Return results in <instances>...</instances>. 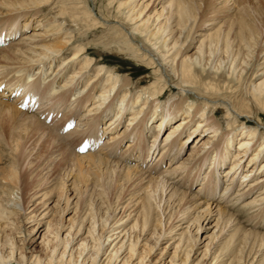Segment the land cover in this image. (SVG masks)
I'll return each instance as SVG.
<instances>
[{"label": "bare ground", "instance_id": "6f19581e", "mask_svg": "<svg viewBox=\"0 0 264 264\" xmlns=\"http://www.w3.org/2000/svg\"><path fill=\"white\" fill-rule=\"evenodd\" d=\"M54 1L56 0H0V76L5 77L12 74L14 79L12 85L8 86L9 83L3 81L5 78H0V89L1 83H5L1 90L2 93H0V111H5L14 118L21 114L17 106L22 107L24 105L30 109L35 107L36 114L40 118L35 117L34 120V116L27 115L22 118L19 126L20 128L23 127L22 132L28 138V142H35V149L37 146L44 148L47 153L49 152L51 160L68 161L69 159V167L74 170L76 169L74 167L77 166V172L80 175L83 173L80 167L83 164L80 163L92 164L98 166L96 167L98 170L102 167L104 171L108 170L112 174L121 175L125 182H131V186L139 187L142 198L138 203L141 202L142 204L140 216L144 220V225L152 212L150 201L153 196L159 195L161 198L164 196L167 197L165 198L166 203L170 204L171 207L176 206L182 209L183 215L195 213L194 221L191 220L192 223H195L193 233L195 238L190 249L195 246L200 231H212L208 237H212L216 241L223 236L231 242H235L234 240L241 239L238 236L242 234L247 239H258L257 253L262 248L263 252L260 254L264 256V234L257 233L256 230L253 232L240 228L231 210L229 211L239 201L248 198L249 200L247 199V202L240 206L241 209L248 207L252 210V212L247 211L253 216L247 217L246 223L255 229L261 227V220L258 221V219L264 215V125L262 124L264 115V68L256 76L253 73V78L245 90L244 98L232 102L222 92L226 90L230 92L233 88H226L216 73L211 76L213 82L208 84H202L200 77H196V68L200 70L201 74H205L203 59L207 53V48V55L213 54L212 40L206 47L203 39L196 50V54L184 56L177 64L179 73L176 74L172 70V74L178 78L176 89L179 91L181 99L176 105H162L158 102V95L162 93V87H159V84L164 78L157 77L147 88L134 91L135 87L128 79L121 78L113 70L98 62H93L87 55L84 45L74 41V35L66 29L67 22L78 25L80 21L78 15L80 14L86 23L82 31L90 34L94 27L101 28L109 22L105 16L101 17L99 22L89 11H87L88 13L81 12L83 8L77 1L65 0V3L62 2L59 5L58 2ZM68 1L71 3L68 4ZM197 1L199 0H170L165 5V0H105L107 6H117L116 9L122 15V19L120 22L114 21L118 24H116L117 26L107 28L109 32L114 31L113 34L110 32V36L105 37V33H103L101 36L102 38L105 37L109 43L123 38L125 42L122 43L128 57L142 59V55H145L143 57L148 58L151 62L149 65L155 69L157 66L162 68L166 64L171 66L175 62L168 59L167 54L173 51L178 44V40L174 39V34L179 28V36L182 34L184 26L191 19L190 6L195 5ZM254 1L257 3H254L253 6L247 4V0H218L216 5L220 3L223 8L227 7L226 11L234 10L237 12L236 20L241 22L237 24L240 25V28L242 25L245 30L249 12L258 15L261 13L260 0H253L252 2ZM174 3H177L175 13L172 10ZM155 7L159 8L160 12H157ZM45 10L48 11L47 14ZM135 11H137V15L134 13ZM147 11L152 12V17L155 18L154 24L150 25L151 16L143 14ZM161 19H164V23L167 25L169 22L173 23L172 27H174L169 32L168 37L165 38L162 37L164 24H160ZM213 20L207 26H213ZM123 23L132 24L129 26V30L127 29L128 33L124 34L122 31L125 28ZM232 26L234 27V25ZM28 30H31L29 34L26 32ZM93 34L95 33L93 32ZM134 36L141 38L145 45L155 52L156 57L142 47H140L141 53H133L135 49L134 43L132 44ZM244 37L240 38V44L236 46V55L232 58L229 66L230 71L227 74L235 81H238L243 74L248 58L246 54V57L243 56L245 57L244 61L237 64L236 59L242 51L240 46L248 47L251 45V43H245ZM237 43L239 42L237 41ZM4 44H8V46L3 47ZM160 47L166 51L165 55H160L161 53L158 51ZM136 49L139 50L137 47ZM214 51L218 52V47ZM225 51L228 52L227 47H225ZM65 52H70L66 58H64ZM148 55L149 57L151 55L155 60L149 58ZM58 63L60 65L55 70H50L47 74L43 72L45 68L54 69ZM32 69H39V73L35 74ZM95 69L96 72L94 73ZM41 75L44 76L41 77ZM33 76L36 77L32 78ZM260 77H263L262 80ZM61 78L62 81L59 80ZM38 82L40 83L38 84ZM208 85L211 87L209 88ZM94 90H96L95 93ZM12 91H17V96L12 100L13 103L5 102L4 98L14 96ZM189 92L192 95L195 94L194 99L198 103V107L194 105V102H187L190 98L186 94ZM45 94L46 97H44ZM92 100L93 102L90 103ZM117 103L118 106H116ZM66 109L73 112L77 121L72 132L59 137L52 130L58 131L57 125L60 121L57 119V113ZM213 109H220L219 111L223 112V124L216 121L215 114H212ZM54 111L55 113H53ZM253 111L256 112L257 117L253 116ZM110 112H114V118L109 119L99 128V121H103L104 116ZM125 115H127L126 125L117 132V128ZM48 118H51V122L48 121ZM177 119L179 120L172 128L166 130L162 135V141L160 140L161 143H159V140L157 141L159 134ZM249 119L254 120L255 126L246 125L245 121ZM152 124L154 127L151 128ZM222 125H225L224 131ZM156 131L159 132L158 136L155 134ZM19 133L21 132L19 131ZM147 133L148 135L151 134V139H148L147 143L144 144L148 138ZM70 135L79 137V139L88 136L89 143L100 135L109 136L104 138V146L97 150L101 155L87 153L78 156L72 154L62 143L64 138L67 139ZM101 136L98 139H101ZM129 139L131 140L129 141ZM123 140H128L127 150H125L130 153L127 157L128 161L136 160V165L120 163L118 162L120 157L117 158L118 161L102 157V155H106L107 158H116L115 150ZM234 142H236L234 152H231ZM257 144L258 147L253 150ZM189 145L192 151L188 157L176 164L175 161L180 152L188 148ZM135 152H137V156L133 155ZM144 153L146 156L143 155ZM153 155H155V163L151 164L153 167L150 165L145 169H140L144 167L137 166L139 164L144 165L146 160L151 159ZM230 156L231 160L228 161ZM203 158L210 159L201 161L200 159ZM166 159L168 161L166 167L158 174L154 170V165L156 163L161 164ZM260 160L257 169L256 163H259ZM205 161H207L206 166H204ZM228 163H230L229 167L221 174L219 168L227 166ZM243 167L249 170L243 173L241 183L236 186L238 173L243 170ZM203 168L204 172L201 173ZM186 171L187 173H185ZM199 174H203L205 178H201V186L196 192H203L202 196L205 199L199 194L189 195V193L178 191L179 188H183V184L184 186H192L193 181L197 182ZM255 176L258 177L255 178ZM189 177L191 179L187 181ZM0 181L3 183L1 188L10 189H3L1 194L0 221L4 226L0 228V264H133L135 260L137 262L134 264H159L156 260L150 262L145 255L141 256L140 259L134 258L140 236L134 234L135 229H137V220L125 229L128 215L124 217L125 219H118L115 222L106 220L98 232L95 230L97 223L95 219H92L87 233L91 243L84 239L75 248H73V241L78 231L74 233L73 225L70 226L64 241L60 240L57 234L53 240H49L44 234L41 238V244L46 256L42 257L35 252L29 254L23 251L16 245L17 242L7 238L8 235L2 241L1 236L4 235V229H11L12 232L14 230L12 227L14 224L8 222L10 220L8 217L24 215V223H31L38 217L39 213L36 215L35 212L41 207V203L39 201L34 206L28 205V203L24 204L21 195L22 190L31 191L33 186L29 182H25L14 167ZM184 181L189 184L187 182L182 183ZM218 186L221 189L216 197ZM13 190L20 192L18 193L19 196L14 197L15 191L12 192ZM199 198L201 199L199 200ZM45 216L46 214H42L39 220L44 219ZM179 227L180 225H177L173 229L175 231L183 229ZM184 229L191 233L189 226ZM192 230L194 229L192 228ZM27 232L29 238L36 234L38 229L35 230L33 227ZM182 233L173 234V237L178 236V239L174 247V254L168 264L189 263V253L179 263L174 259L175 251L182 244ZM22 241H25V238ZM61 241L63 242L62 246ZM111 242H113L111 250L101 259V256L106 254L105 245ZM246 242L245 244L249 247L255 245L254 241ZM32 243H35L33 239L30 245ZM122 254L124 255L120 258ZM199 261L200 259L195 264H199Z\"/></svg>", "mask_w": 264, "mask_h": 264}, {"label": "rangeland", "instance_id": "374dc122", "mask_svg": "<svg viewBox=\"0 0 264 264\" xmlns=\"http://www.w3.org/2000/svg\"><path fill=\"white\" fill-rule=\"evenodd\" d=\"M70 1L71 2L77 1L78 3H80L81 7L83 8L81 12L88 13L87 11H89L91 15H93L95 18L98 19L99 22H100V18L104 16L109 21L106 23L107 25L105 24L101 28L94 27L92 30L95 34H93V32L91 31L90 34H86L85 32L82 31L83 26L86 25V23L84 22V17H82L79 14L78 16L80 21L78 22V25H75L74 23L70 24V22H67L66 24L67 27L66 29L68 30V32L74 35V41H77L79 42V44L82 43L84 45L87 55L92 59L93 62H98L102 64V66H105L106 68L113 70L114 73H117L118 76H120L121 78L124 77L128 79V81H130L134 85L135 87L134 91H137L138 89L141 90L142 88H147L150 85V83H153L157 79V77L164 78L163 81H161L160 83L161 85L159 84V87H162V93L158 95V99H159L158 102L161 103L162 105L164 104L166 106L170 104L176 105V103H178L179 100L181 99L179 91L176 89V86L178 84L177 81L178 78L176 77V75L174 76V74H172V70L173 72L178 74L179 68L177 64L184 58V56H188V55L190 56L191 54L192 55L196 54L197 52L196 50L203 39H204V46L206 47L209 46V42L210 40H212L211 48L213 54L207 55L208 54V48H207L206 50L207 53L203 59V65L205 64L203 70L205 74H201L200 70L196 68L195 69L196 77L197 76L200 77V82L202 84L204 83L208 84L213 82L211 76L215 75L216 73L217 77H220L219 80L222 82V84H225L226 88L227 87L233 88V90L230 92L227 90L222 92V94L224 93V95H227L232 102L239 101L242 98H244L245 90L247 89L250 81L252 80L253 75L254 74H255L254 76L258 75L259 73L262 72L261 70H263L264 68V62H263L264 61V0L259 1V3H261L262 5L261 13L259 15L257 13L249 12V18L247 20L246 23L247 27H245V30L243 29L244 27L242 25H241L242 28L241 29L240 25L237 24V23H241L239 20H236V17L238 16L236 15L237 12H235L234 10L226 11L225 9H227V7L223 8V6H221L220 3H219L220 5L219 4L216 5L218 0H199L195 2V5L190 6L191 19L189 22H187L186 26H184L185 28H183L184 30L181 32L182 34L179 36L180 28L179 30L177 29L176 30L177 33L174 34V39L178 40V44L176 45V48L167 54L168 59H171L172 62L174 61L175 63L171 65L172 67L170 66V64L169 65L166 64V66L163 65L164 68L163 67L158 68L157 66L158 63L157 61H155V63H157L155 65L157 66L158 69L157 68L155 69L154 67L149 65V63L151 62L149 61L148 58L143 57L145 55H142V59L128 57L127 54L125 53V46L122 43L125 42L123 38H119L117 41H114L113 43H109L105 38L106 36H110V32L111 34H113L114 32V31L109 32L107 28L112 26H117L118 24L114 21L120 22L122 19L121 18L122 15L118 13V10L116 9L117 6L114 7L107 6L105 0H70ZM70 1H68L67 3L70 4L71 3ZM169 1L170 0H165L164 4L166 5ZM247 1H248L247 4H250L251 6H253L254 3H257L255 1L252 2L253 0L252 1L247 0ZM54 2H58L59 5L62 2L65 3V0H56ZM176 6L177 3H174V6L172 8L174 13L176 11L175 10ZM156 9L157 12H160L159 8ZM45 11H46L45 13L47 14L48 11L47 10ZM149 11L143 14L144 15L147 14L148 16H151L150 18V25H151L155 23L154 21L155 18L152 17V12ZM134 13L137 15V11H135ZM142 16L141 18H143ZM212 20H213L212 23H214V25L207 26V24H210L211 23L210 21ZM160 21H161L160 24H164L163 25L164 34H162V37L164 38L168 37L169 32L174 29V27H172L173 23L171 24V22H169V24L167 25L164 23L165 22L164 19H161ZM122 25L123 27L126 28V29L121 28L125 34L128 33L127 29L129 30V26L132 24L127 25L126 23H123ZM232 25H234V27ZM229 27L231 28V31ZM30 31L31 30L26 31L27 34H29ZM103 33H105L104 38H102L101 36ZM242 36L243 37L245 36L244 37L245 43L246 44L251 43V45L248 46L249 48L245 47V45L240 46L242 47V51L239 54V57H237L236 59L237 64L244 61L246 54L248 55V58H247V64H245L244 66L243 74L239 79L240 81L239 80L235 81L231 77H228L227 74L230 71L229 66L231 65L232 58L235 57L236 55V50H235L236 46L240 44V38ZM134 37L135 38L132 41V44L134 43L133 47L135 48L133 50V53L135 54H137L136 52L141 53L142 49L140 47H142L143 49L148 50L150 54H152L153 56L155 55V52L151 48L146 46L141 38L136 36ZM237 41L239 43H237ZM6 46H8V44L3 45V47ZM136 47L139 48L140 51L137 50ZM216 47H218V52L214 51ZM225 47L228 48V52L225 51ZM158 51L161 53L160 55L166 54V51H164L163 48L161 47ZM69 54L70 52H65L64 58L68 57ZM154 57H156V55ZM149 58L155 60L151 55ZM59 63L56 64L54 69L52 68L50 69V67L49 69L45 68L43 72L47 74V72H49L50 70H55L56 67L60 65ZM207 67L212 72L213 71L214 72L213 73L209 72L210 70ZM32 71L35 74L39 73V69L38 70L32 69ZM95 72L96 69L94 73ZM43 76L44 75H41V77ZM1 77L2 75L0 76V78ZM7 77H9L10 79ZM35 77L36 76H33L32 78ZM2 78L3 79L5 78L3 80L4 82L7 81V83H9L8 86H11L12 85L11 83H13L14 81L12 74H9ZM260 78H261L260 80H262L263 77ZM10 80L11 82H9ZM59 80L62 81V78ZM39 83L40 82H38V84ZM3 84L5 83H1L0 93H2L1 90ZM208 87L210 88L211 85H208ZM95 92L96 90H94V93ZM11 93H13L12 95L14 96L7 99L4 98L3 100L5 102L13 103L12 100L14 97L17 96V91H12ZM194 95H192V93L190 92L186 94V96L190 98L187 102H194V105L197 106L198 103H196L194 99L195 98ZM44 97H46V94L44 95ZM93 100L90 103H92ZM132 104H134V102H132ZM116 106H118V103L116 104ZM17 107L21 111V114H18V116L17 117L15 116L14 118L10 117L7 112L0 111V179L6 174H8L9 170L12 169V167H14L17 170V172L20 174V176H22L23 180L25 182H29V184L33 186V190L31 191L22 190L21 195L24 204L28 203V205L34 206L37 202L40 201L41 207L37 209V211L35 212L36 215L39 213L38 217L36 218L37 220L35 219L33 222L28 224L24 223V219H23L24 215H22L21 217L17 215L15 217L14 216L8 217V220L10 219L8 222H12L14 224L13 226L10 225L13 227L14 230L12 232L10 231L11 229H4L3 230L4 235L1 236L2 241H4V237L8 235L7 238L17 242L16 245L19 248L23 249V251H26L29 254L35 252L36 254L42 257V256H46L43 246L41 244V238L42 235L44 234H46L49 240L51 239L53 240L55 234H57L60 240L64 241L67 238L66 234L69 231L70 226L73 225L72 230H74V233L78 231L73 241V245H74L73 248H75L84 239L87 240L88 243H91L89 237H87V233H88V228L91 225L92 219H95L97 223V228L95 230H97L98 232L99 228H102L106 220H108V222L111 220L115 222L116 220L122 219L128 215L129 218L127 220L125 229L129 228L131 225L134 224V221L137 220L136 221L137 229H135L136 231L134 232V234L140 236L138 245L135 248L136 251L134 258L136 259H140L141 256L145 255L147 256L146 258L150 262H154L156 260V262H159V264H168V261L174 254V247L177 243L176 240L178 239V236L173 237V234L174 233L178 234L180 232H183L182 244L179 245V247L175 251L174 259L177 263L185 259L186 255L189 253L188 264H195L199 259H200L199 264H210V262L212 264L213 261H215L214 264H249L251 261H252L251 264H264V256H261L260 254L261 252H263L262 248L259 250V253H257L256 244H258L257 242L258 239L255 240L252 238L247 239L243 237V234L239 235L238 237H241V239L237 241L234 240L235 242L233 241L231 242L230 240H228V238L226 237L224 238L223 236L222 238L216 241L213 240L212 237H208L210 236L209 234L212 231H207V232L200 231L195 246L193 247V249H190V247H192L193 244V239L195 238V236H193V233L195 231L194 228L195 223L191 222V220H193L194 218L195 213H188L183 215L182 209L176 206L171 207L170 204L166 203L165 198L167 197L164 196L162 198L159 195H156V197L153 196L154 200L152 198L150 201L152 212L150 216H148V219L145 221V225H144V220L140 216V210L142 204L141 202H139L140 204L138 203V201L141 200L142 198V193L139 191L140 189H138L139 187L131 186L132 183L125 182V180H123V177L121 175L112 174L108 170L104 171L102 170V167H100L101 169L98 170L96 168L98 166L96 165H92V164L87 165L86 163H80L83 164L80 166L83 172L80 175L77 172L78 170L77 166L74 167L76 168L74 170L69 167L70 166L69 159L68 161L62 159L61 160L57 159L58 161H55L54 159L51 160L49 152L47 153L45 149L42 148L41 146H37V148L35 149L34 148V146H36L35 142L33 141L28 142V138L25 137L22 132L23 127L21 128L19 127L21 125L22 118L26 117L27 115L31 117L34 116L33 117L34 120L36 119L35 117L40 118V116L36 114V108L33 107V109H30V108H26L24 105H22V107L19 106ZM219 110L220 109H213L212 114H215V119L217 122L223 124L224 122L223 112ZM53 113H55V111ZM252 113L254 117H257L255 111H253ZM209 114L211 113L209 112ZM114 115H115L114 112H110L108 113V115L104 116L105 117L104 120L99 121V128L102 127L103 124L109 119H113ZM127 115H125V118L118 126L117 132H119L121 129L125 127ZM41 118H43V116H41ZM57 119L60 121V123L57 125L58 131H54V130L52 131L53 133L59 135V137L66 136L68 135V133L72 132L74 124L77 121L76 120L77 118H74L73 116V112L72 111L70 112L67 109L63 110V112L59 111L57 113ZM178 120L179 119L172 121L169 127H167L163 132H161L159 136H158L159 132L157 131L155 132V134H157L158 136L157 141L159 140L158 141L159 143H161L162 135L166 132V130L172 128V126ZM249 120L245 121L246 125L255 126L254 120L253 119H249ZM48 121L51 122V118H48ZM262 124L264 125V115H263ZM153 125L154 124L151 125V128L154 127ZM222 126L224 131L225 125ZM19 131L21 133H19ZM108 136L109 135L101 136V139H98L97 137L95 140L89 143L87 138L88 136L83 137V139L82 138L79 139V137L76 138L75 136L70 135L69 136L70 138L69 137L67 139L64 138V142L62 143L72 154L78 156L87 153H91L94 155H98V154L101 155L100 153H98L97 150L100 149L102 146H104L103 145L104 141L106 138H108ZM150 136L151 134L148 135V138L147 140H145L144 144L147 143L148 139H151ZM130 140L131 139H129V141ZM127 143L128 140H123L116 148L117 150H115L116 152L114 153L117 156L116 158H112V157L107 158L106 155H102V157L109 160L114 159L115 161H118L117 158L120 157L118 162L131 166L136 165L137 162L136 160L133 161L131 160L132 162L128 161L127 157L130 155V153L128 151L127 152L125 151L127 150L126 149ZM235 145L236 142L232 144L231 152H234ZM257 147L258 144L254 147L253 150H255ZM81 149L84 150L81 151ZM190 151L192 150H190V145H189L188 148H185V150L183 149L181 151L182 153L180 152L175 163L179 164L183 159L187 158L188 155L190 154ZM134 154L137 156V152L133 153V155ZM143 155L146 156L145 153ZM154 156L155 155H153L151 159L148 158L149 160H146L144 165L139 164L137 166L144 167L140 169H145L149 167L151 164L153 165L155 163ZM209 159L203 158L200 160L204 161ZM230 160H231V156L228 158V161ZM167 162L168 161L166 159L165 161L163 160V163L161 164L156 163L154 165L155 166L154 170L157 171V173L159 174L166 167ZM260 162L261 160L259 161V163L258 162L256 163L257 169L259 168ZM206 165H207V161H205L204 166ZM229 165L230 163H228L227 166L225 167L219 168L220 173L223 174V172L229 167ZM244 169L245 168L243 167V170L239 171L238 173L239 174L237 179L238 182L236 183L237 184L236 186H239V184L241 183L242 181L241 178L243 177V173L249 170V169H245V170ZM154 170L152 169V171ZM203 172H204V168L201 171V173ZM185 173H187V171ZM190 177L187 178V181L188 180L190 181L191 179ZM256 177L258 176H255V178ZM201 178H205V176L203 174L201 175L199 174L197 182L193 181L192 186H184L183 184L182 186L183 188H179L178 191L180 192L183 191V193L185 192L187 194L189 193V195L199 194L201 195L202 198L205 199V197L202 196L203 192H199V193L196 192L198 187L201 186L202 183ZM187 181H184L182 183H186ZM187 184L189 183L187 182ZM1 187H3V183L0 181V204L2 200L1 194L3 189H9V188H1ZM220 189H221L220 186H218L216 190L217 193L216 197L218 196ZM12 192H14V197L19 196L18 193L20 192H17L16 190H13ZM200 199L201 198H199V200ZM247 199L248 198L239 201L238 204L232 207L233 210L229 209V211L231 210L232 215L236 219V222H238L237 225L240 226V228L244 229L245 231H253V232L257 231V233L260 232L261 234H264V215L259 217L258 219V221L261 220V227H257L255 229V227H252L251 225H248L246 223L248 220L247 217L253 216L252 213L247 212L248 210H250L248 207L244 208L245 210L241 209L240 207L242 204L247 202ZM236 210H238L237 211L238 213L236 212ZM249 212H252V210H250ZM42 214H46V216L44 217V219L39 220ZM177 225H180L179 228H183V229H179L178 231H175V229L173 228ZM3 226L4 224L2 223V221H0V228H2ZM186 226L190 227L191 233H189V230L185 231L184 228ZM33 227H35V230L38 229V232L34 234L32 237H29L30 238L29 239L27 231H30ZM192 228L194 230H192ZM24 238L25 241H22L24 240ZM32 239L35 241V243H32V245H30ZM62 241H61V246L63 243ZM246 241H252V242L254 241L255 242L254 247H249L248 245H246L245 244L247 243ZM112 243L113 242H111L108 245H105L104 248L106 250L105 251L106 254L102 255L101 259H103L109 253V251L111 250ZM123 255L124 254L120 255V258ZM212 259L214 260L212 261ZM136 262L137 260H135L133 264Z\"/></svg>", "mask_w": 264, "mask_h": 264}, {"label": "snow or ice", "instance_id": "6c2138e0", "mask_svg": "<svg viewBox=\"0 0 264 264\" xmlns=\"http://www.w3.org/2000/svg\"><path fill=\"white\" fill-rule=\"evenodd\" d=\"M84 149H81V151H83Z\"/></svg>", "mask_w": 264, "mask_h": 264}]
</instances>
